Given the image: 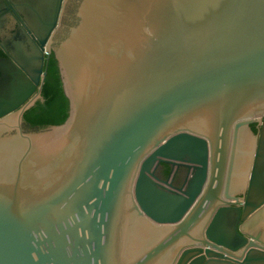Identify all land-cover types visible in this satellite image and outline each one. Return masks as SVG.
I'll return each mask as SVG.
<instances>
[{
	"label": "water",
	"instance_id": "obj_1",
	"mask_svg": "<svg viewBox=\"0 0 264 264\" xmlns=\"http://www.w3.org/2000/svg\"><path fill=\"white\" fill-rule=\"evenodd\" d=\"M76 16L53 49L63 122L23 131L31 102L13 112L18 90H0V264H264V0H81ZM1 46L42 64L27 34Z\"/></svg>",
	"mask_w": 264,
	"mask_h": 264
},
{
	"label": "flooded vegetation",
	"instance_id": "obj_2",
	"mask_svg": "<svg viewBox=\"0 0 264 264\" xmlns=\"http://www.w3.org/2000/svg\"><path fill=\"white\" fill-rule=\"evenodd\" d=\"M58 1L56 20L51 27L48 24L42 25L41 29L44 34H41L39 39L38 36L30 31V26L39 25L37 23L41 21L39 18L43 17V15H46L48 18L53 14L54 9L49 8L50 1L0 0V90L3 92L12 89L18 90L19 98H22V103L13 112L26 103L31 102L29 107L24 110L20 121L21 128L25 132L48 128L52 125V121L58 119L61 115L62 104L60 97H56L53 110L52 105L48 103V95L45 93V88L50 66L54 63L56 65L57 78L61 84L53 49L67 36L70 28L77 23L78 18L76 13L81 0ZM27 2L32 5V11L26 6ZM45 33L48 34L46 35ZM24 34H27L43 53L42 64L39 65V61H37L29 70L16 62L12 54L6 52L1 46L2 43L10 45L15 38L23 36ZM41 39H43L42 45L40 44ZM47 46L50 49L48 55L45 54ZM9 61H11L13 66L10 65ZM34 117L47 120L33 123L31 118ZM263 121L264 119L261 123L250 124L252 131L259 136L264 130ZM184 172V167L177 169L173 178L174 184H181ZM165 173L163 170L162 175H165ZM242 257L244 259L245 255Z\"/></svg>",
	"mask_w": 264,
	"mask_h": 264
},
{
	"label": "trees",
	"instance_id": "obj_3",
	"mask_svg": "<svg viewBox=\"0 0 264 264\" xmlns=\"http://www.w3.org/2000/svg\"><path fill=\"white\" fill-rule=\"evenodd\" d=\"M45 93L48 95V103L52 105V108L54 110V101L57 96L61 99V111H60V117L58 119H55L52 121V125L60 124L65 120L68 114V99L65 97L63 90L61 88L60 81L57 78V71H56V65L51 64L49 74H48V81L45 88ZM33 123L37 122H43L47 119H42L39 117L31 118Z\"/></svg>",
	"mask_w": 264,
	"mask_h": 264
}]
</instances>
